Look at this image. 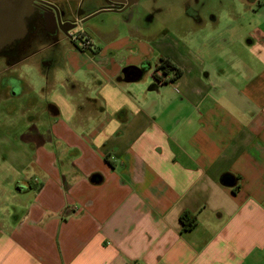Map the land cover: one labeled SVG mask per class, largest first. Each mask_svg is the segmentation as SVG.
Instances as JSON below:
<instances>
[{"label":"crops","instance_id":"1","mask_svg":"<svg viewBox=\"0 0 264 264\" xmlns=\"http://www.w3.org/2000/svg\"><path fill=\"white\" fill-rule=\"evenodd\" d=\"M208 2L42 46L40 110L27 60L8 69L25 124L11 182L0 166V264H264V0ZM160 58L182 73L158 84Z\"/></svg>","mask_w":264,"mask_h":264},{"label":"flooded vegetation","instance_id":"2","mask_svg":"<svg viewBox=\"0 0 264 264\" xmlns=\"http://www.w3.org/2000/svg\"><path fill=\"white\" fill-rule=\"evenodd\" d=\"M155 1L142 0H27L29 11L25 14L26 0H0V89H6L11 99L22 94V80L14 69L33 55L31 43L50 44L60 37L85 48L89 43L87 23L95 16L109 10L127 22L136 13L146 16L162 7ZM94 15V16H92ZM91 16V17H90ZM25 27V32L21 30Z\"/></svg>","mask_w":264,"mask_h":264},{"label":"rangeland","instance_id":"3","mask_svg":"<svg viewBox=\"0 0 264 264\" xmlns=\"http://www.w3.org/2000/svg\"><path fill=\"white\" fill-rule=\"evenodd\" d=\"M151 0H142V3H148ZM178 0H157L155 1V7H162L159 11H152V13H149L146 18L148 17V20L154 18L156 21L161 22L163 19V10L167 7H172V9L169 10L171 14L169 16H175L177 13V4H175ZM189 3H191L192 0H187ZM202 1V0H201ZM209 1L207 4V7L212 8H219L222 7L225 4L219 5L216 1L217 0H207ZM225 1V0H224ZM200 3H198L199 6ZM185 6V5H184ZM225 5L224 7H226ZM179 8L182 10V5L179 2ZM29 50L33 52V55L27 59L26 63L23 64L21 67V70L23 71L24 77H26L28 83H30L34 90L37 91V97L39 99L38 102V110L42 109L43 106L46 105V100L43 98V94L47 91V77L45 75V66L44 63L45 60L48 59L50 48L48 46H45L44 43H31ZM25 67V68H24ZM47 79V80H46ZM38 88H40V93L38 92ZM16 99H10L8 103L4 102L3 106L0 108V166L1 162L5 159L6 154L9 156V167L8 168V177L7 180H4V184L11 182L14 178V173L17 172V155L19 152V149L21 147L20 142L18 141V135L23 129V125L25 124V121L21 119L20 114L22 112V106L12 108L10 105L11 103H16ZM1 101V99H0ZM46 102V103H45ZM6 104H9V106H5ZM9 107V108H8ZM8 108V109H6ZM8 113H7V112ZM2 158H4L2 160ZM6 167V166H5ZM5 170L0 169V176H4ZM11 184V183H10Z\"/></svg>","mask_w":264,"mask_h":264},{"label":"trees","instance_id":"4","mask_svg":"<svg viewBox=\"0 0 264 264\" xmlns=\"http://www.w3.org/2000/svg\"><path fill=\"white\" fill-rule=\"evenodd\" d=\"M129 70H139L138 68L135 67H131L128 68ZM158 71V73H157ZM172 72V77L167 79L165 78V76ZM182 73V71L175 66L169 59L167 58H160L158 64L156 65V69L154 71V79L156 80V82L158 84H163L166 83L172 79H175L176 77H178L180 74ZM93 178L95 181H99L100 180V175L98 174H94ZM220 182L222 184L225 185H232L233 187L237 188L238 186V178L236 176H234L231 173H223L220 177ZM180 222L182 223V229L184 230H188L191 229L192 227H194L196 220L195 218H189L187 216V213H183L180 215L179 217Z\"/></svg>","mask_w":264,"mask_h":264},{"label":"water","instance_id":"5","mask_svg":"<svg viewBox=\"0 0 264 264\" xmlns=\"http://www.w3.org/2000/svg\"><path fill=\"white\" fill-rule=\"evenodd\" d=\"M29 9L30 8H29L28 2L26 0V3H25V14H27V12L29 11ZM103 11H109V10H103ZM92 16H94V15H92ZM21 30H22L23 33L25 32V27L23 25H21Z\"/></svg>","mask_w":264,"mask_h":264}]
</instances>
